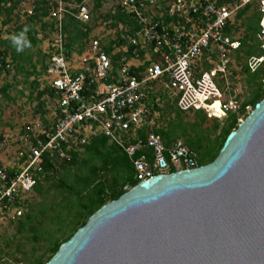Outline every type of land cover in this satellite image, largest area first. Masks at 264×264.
<instances>
[{
  "label": "built area",
  "instance_id": "1",
  "mask_svg": "<svg viewBox=\"0 0 264 264\" xmlns=\"http://www.w3.org/2000/svg\"><path fill=\"white\" fill-rule=\"evenodd\" d=\"M159 1L118 0L138 28L133 35L122 36L135 48L116 47L112 54L102 48V39H95L85 54L69 55L64 47V4L60 2L51 12L55 30L45 68L48 87L55 94L51 122L44 125L37 119L23 125L14 140L18 145L15 171L10 172L0 160V233L3 222L23 214L16 203L29 197L43 158H68L72 146L85 145L95 135L107 137L127 154L139 183L173 173L172 168L174 172L198 168L195 151L181 141L167 147L155 133L156 116L146 101L152 83L163 84L177 95V108L183 112L203 110L218 119L234 112L241 123L253 111L251 104L244 105L238 98L235 60L242 43L227 29L240 10L257 3L261 13L257 39L262 54L248 58L246 64L251 72L264 67V0ZM32 12V8L27 10ZM76 18L90 21L87 6L78 8ZM109 24L110 20L105 22ZM118 53L121 63L115 67L112 56ZM131 59L145 66L142 72L135 70L139 66ZM142 128L145 139L138 134ZM8 147V139L3 137L0 154ZM142 147L151 149V155L135 158Z\"/></svg>",
  "mask_w": 264,
  "mask_h": 264
},
{
  "label": "trees",
  "instance_id": "2",
  "mask_svg": "<svg viewBox=\"0 0 264 264\" xmlns=\"http://www.w3.org/2000/svg\"><path fill=\"white\" fill-rule=\"evenodd\" d=\"M21 1L23 0H0V20L3 19L4 26H9L6 32L8 37L0 38V75H10L13 70V79L23 74L26 83L34 76L30 82L33 91L30 97L36 93L38 103L35 113L40 115L44 125H49L51 121L47 119L50 112L47 101L53 103L55 94L48 86L41 88L40 77L45 73L48 54H44L40 46L45 40L49 39L51 42L53 38L55 20L51 12L58 9L59 3L35 1L32 14H21L22 12H18ZM84 1L60 0L64 4L65 12L64 47L69 55L74 51L83 52L92 41L90 36L93 27L76 18L78 8ZM101 7L102 1L96 0L92 11L99 12ZM101 18L110 20L107 27L111 29L117 28L120 23L135 24L133 29H126L124 26L125 29L118 30L116 40L108 44L101 41L102 48L109 54L116 47L127 44L122 35H133L138 28L134 17L120 4L115 11L110 10L109 13L101 15ZM260 20L259 7L257 3H253L240 10L233 25L227 29L228 34L234 31V35L242 43L235 61L244 75L248 90L243 104H251L253 107L264 98V67L251 72L246 60L262 54L257 39ZM128 47L130 51L135 48L131 44ZM143 54L144 51H141L140 55L144 58ZM112 59L115 67L119 66L121 53L112 56ZM10 64L13 65L12 70ZM144 67L137 70L138 73ZM158 84H151L152 89H149L146 100L153 114H158L155 133L167 147L182 140L184 145L197 153L200 166L213 162L227 136L237 129L239 115L229 112L222 121L210 118L203 110L180 111L176 105L178 96L170 99L168 92L171 90L167 87L154 90ZM10 88L11 84L8 83L0 92L7 100L13 101L9 94ZM160 103L164 105L161 106ZM190 112L194 113L192 120L188 118ZM138 134L142 139L147 136L145 128L139 130ZM151 151L142 147L135 158L142 154L151 155ZM67 153L68 158L62 160L50 155L43 158L42 171L35 175L36 182L29 197L16 203L23 209V214L7 223L14 233H0V264L9 255L15 264H46L59 247L86 224L92 214L139 184L132 160L103 135L91 137L85 145L72 146ZM171 171L174 172L175 169L172 168ZM12 248H15V252L9 253Z\"/></svg>",
  "mask_w": 264,
  "mask_h": 264
},
{
  "label": "water",
  "instance_id": "3",
  "mask_svg": "<svg viewBox=\"0 0 264 264\" xmlns=\"http://www.w3.org/2000/svg\"><path fill=\"white\" fill-rule=\"evenodd\" d=\"M46 264H264V98L213 162L140 182Z\"/></svg>",
  "mask_w": 264,
  "mask_h": 264
},
{
  "label": "rangeland",
  "instance_id": "4",
  "mask_svg": "<svg viewBox=\"0 0 264 264\" xmlns=\"http://www.w3.org/2000/svg\"><path fill=\"white\" fill-rule=\"evenodd\" d=\"M104 3L106 4V8L104 12H101V14H105L109 12L110 10L115 11L117 9V5L119 4L118 0H104ZM87 4V3H85ZM88 4H93V0L88 1ZM91 18L90 21H88V25L92 26L94 28V32L91 33V36H97L96 38L100 39L105 36V40L109 38V36H113L114 30H111L110 27H107L105 25V20L101 18L99 15L100 12H93L90 11ZM22 18V17H21ZM12 25V24H10ZM14 25V23H13ZM7 29H9V26H4L0 23V38H6L7 37ZM47 46V43L44 42L40 46L41 51L43 52ZM47 52V48H46ZM36 59V56L34 57ZM132 64H136V60H130ZM9 62V61H8ZM11 65V70L13 69V65ZM13 70L11 71L10 75H7L6 73H3L0 75V90L2 87L7 85L8 83L11 84V88L9 89V94L13 98V101L7 100L3 93L0 92V136L1 138L4 136L8 139L9 147L2 153L5 152H14V158L17 155L18 145L14 142L16 140L18 133L20 132L22 126L30 121H36L38 118H40L39 114L35 113V110L37 108V99H36V93H34V96L31 98L30 95L33 93L32 88L30 86V82H32L34 76H31L28 83L25 82V75H18L16 79H13ZM41 82V88L44 87L45 81L43 79V76L40 78ZM46 85V84H45ZM235 87L239 91L238 98L241 101H244V99L248 95V90L244 81V75L240 72L239 66H236V79H235ZM159 88H163L160 84L156 85L154 89L157 91ZM164 89V88H163ZM169 97L172 99L175 94L172 91H169ZM161 106L164 105V103H160ZM52 106L54 108V104L52 102L47 103L48 110L49 107ZM51 111V110H50ZM52 116V114L50 115ZM158 116V114H156ZM188 118L192 120L194 118V113L190 112L188 114ZM47 119L49 120V116L47 115ZM224 119H222L223 121ZM212 121H210V124ZM182 141V140H181ZM1 153V154H2ZM17 160H15L11 163H15ZM14 166H18V161ZM7 222H3L1 224L2 229L1 232L3 233L6 231L8 235H12L14 233V230L12 228H9ZM1 233V234H2ZM14 249V250H13ZM15 248H12L9 250V253H14ZM1 264H15L12 260V257L9 255L8 257L4 258V260L1 262Z\"/></svg>",
  "mask_w": 264,
  "mask_h": 264
},
{
  "label": "crops",
  "instance_id": "5",
  "mask_svg": "<svg viewBox=\"0 0 264 264\" xmlns=\"http://www.w3.org/2000/svg\"><path fill=\"white\" fill-rule=\"evenodd\" d=\"M35 1H43V0H23V2H25V6H24V8L23 9H21V10H19L18 9V12H25L26 10H28V9H30V8H33L34 9V2ZM49 2H50V4H53L54 2H58V0H48ZM88 1H91V0H85L84 2H83V5H86L87 6V8H88V10H89V12L92 10V8L94 7V3H95V1L96 0H93V4H88ZM102 1V7H101V9L99 10V12H100V16L101 15H105V14H107V13H109V12H107V13H105V14H101V12H104L105 11V8H106V4L104 3V0H101ZM114 1H117V0H114ZM159 2H162L161 0L159 1ZM85 3H87V4H85ZM53 11V10H52ZM54 12V11H53ZM2 21H3V19H1L0 20V23L1 24H3L2 23ZM121 24V26H120V29L122 30V29H125V27H126V29H128V28H130V29H133V28H135V24H134V22H132V23H129V25H124V24H122V23H120ZM125 26V27H124ZM137 26V25H136ZM128 27V28H127ZM93 30H94V28H93ZM54 32V31H53ZM94 31H92V33H93ZM117 31H115L114 30V34H113V36L111 37V36H109V38L107 39V40H105L104 38H105V36H103V38H100V39H102V41H104V43H109L110 41H114V40H116V38H117V33H116ZM7 37H8V35H7ZM6 37V38H7ZM97 36H92V37H90V40H95V39H98V38H96ZM1 39H4V38H2L1 37ZM44 42H46L47 43V46H46V48H47V51H48V46H49V39H47V40H45ZM43 42V43H44ZM88 45V44H87ZM88 47V46H87ZM87 47L85 48V50L83 51V52H81V53H79L78 51H74L71 55L73 56H76V57H78V56H80V55H82V54H85L86 53V51H87ZM46 48H45V50L43 51V53L44 54H46L47 55V52H46ZM144 55V54H143ZM141 56V55H140ZM141 59L143 58V57H140ZM136 61H137V63L136 64H133V65H142V64H139L140 62L136 59ZM46 63H47V58H46ZM141 67H144V66H139V67H137L135 70H140V68ZM41 76H43V79H44V81H45V84L43 85V86H48V84H47V80L45 79V73H43ZM41 78V77H40ZM160 84V83H159ZM163 88H165V86L163 85V84H160ZM42 86V85H41ZM159 89H161V88H159ZM155 90V89H154ZM49 101H47V103H48ZM52 106L53 105H51L50 107H49V109L51 110L50 112H49V114H48V116H49V121H50V119H51V117L52 116H50L52 113H53V108H52ZM38 119H40L41 120V118H38ZM31 122V121H30ZM18 151V150H17ZM16 158V160H17V156L15 157ZM15 158H14V152H5V153H2V154H0V160H1V162H2V164H3V166L4 167H6L9 171H15V167H14V165L16 164V162L15 163H13V164H11L14 160H15Z\"/></svg>",
  "mask_w": 264,
  "mask_h": 264
},
{
  "label": "clouds",
  "instance_id": "6",
  "mask_svg": "<svg viewBox=\"0 0 264 264\" xmlns=\"http://www.w3.org/2000/svg\"><path fill=\"white\" fill-rule=\"evenodd\" d=\"M22 3H24L25 4V2H23V1H21L20 2V4H22ZM58 3H60V0H58ZM19 4V6H18V9L19 10H21V9H23L24 7H22L21 5ZM86 6V5H85ZM34 9L32 8V11H33ZM23 13H27V10L25 11V12H22L21 14H23ZM33 13V12H32ZM28 14V13H27ZM120 26H121V24H119L118 26H117V28L115 27V28H113V29H111V30H115V31H118V30H121L120 29ZM123 36V35H122ZM126 45H128V42H127V44ZM124 46V45H123ZM22 129V128H21ZM21 131V130H20ZM19 134V133H18ZM4 137V136H3ZM3 137H2V139H3ZM17 144V143H16Z\"/></svg>",
  "mask_w": 264,
  "mask_h": 264
},
{
  "label": "bare ground",
  "instance_id": "7",
  "mask_svg": "<svg viewBox=\"0 0 264 264\" xmlns=\"http://www.w3.org/2000/svg\"><path fill=\"white\" fill-rule=\"evenodd\" d=\"M216 107H218V103H216Z\"/></svg>",
  "mask_w": 264,
  "mask_h": 264
}]
</instances>
